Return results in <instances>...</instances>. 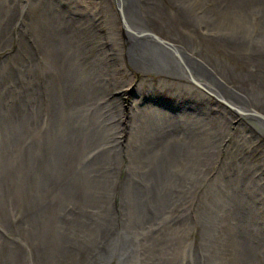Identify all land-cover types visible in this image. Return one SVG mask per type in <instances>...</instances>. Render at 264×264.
I'll list each match as a JSON object with an SVG mask.
<instances>
[{
  "label": "bare ground",
  "instance_id": "bare-ground-1",
  "mask_svg": "<svg viewBox=\"0 0 264 264\" xmlns=\"http://www.w3.org/2000/svg\"><path fill=\"white\" fill-rule=\"evenodd\" d=\"M28 1L25 6L22 5L23 0H0V104L4 101L5 109L11 110L7 113L5 109L1 110L3 106L0 105V122H5L10 128H16L19 126L18 122H26L39 116L43 118L47 135L44 133L43 142L35 146L32 144L37 150H33L31 154L32 163L42 166L36 167L37 172L42 174L47 166L61 163L59 172H54L61 176L66 187L62 189L63 183H59L54 184V188L58 187L57 193H62L63 190L65 199L57 201L60 202L61 208L71 210L66 214L69 222L75 225L81 221L82 216L86 217L76 214L74 207L88 206V209H101V222L106 221L105 227H112L114 232L104 233L102 245L94 239L76 249L77 241L63 238L62 235L66 232L57 229L60 239L45 236L43 247H38L41 259L50 257L51 253L49 255L47 251L53 248L51 242L59 244V241H62L65 247H69L63 250L64 254H68L67 258H73L70 264H203L207 259L204 254L215 255L217 264H221V245L218 246L217 241H213L217 238L209 237L213 239L212 244L206 239L208 236H203V230L197 228L196 232H193L194 226L201 227L196 223L193 227L185 226L183 231L174 228H180L179 223L183 217L191 216L188 210L193 212L201 208V198L209 190L217 191L227 186L226 175L229 172L233 173L239 184L245 174L253 179L261 174L260 165L256 163L253 169L246 173L238 174L236 171L239 166L247 164L245 149L250 145L246 141L249 138L264 139V129L251 128V120L248 118L243 123L241 143L235 145L239 152L235 154L233 147L232 150L226 151L225 157L222 158V155L226 149L225 141L228 139L230 128L228 125L233 119H242L237 117L233 110L256 115L263 121L264 126V96L260 91V86H264V79L247 87H240L231 80L238 76L232 66H220L213 63L218 59L213 61L206 55L241 60L244 52L241 53V44L238 43L251 42L243 40L241 34H236L233 25L238 27L239 24L241 29L246 28L236 20V11L230 8L260 5L261 12L248 14L247 20L255 21L259 17L260 22L264 23V0H222L218 12L221 13L220 18L217 19L214 14L203 13L207 7L201 0ZM192 8L200 9L193 13ZM228 13L230 17L231 14L234 15L233 24L232 19L227 18ZM222 23L228 27H221ZM191 35L192 40L189 39ZM253 38L255 35H252L251 41ZM118 67L123 79L122 89L116 92ZM137 72L143 75L141 81L137 79ZM150 74H157L165 80L177 82L180 86L176 95V106L173 105L172 109L160 108V102H151V99L145 96ZM161 82L163 86H167L165 81ZM93 86L96 87L95 91ZM84 89L89 91L88 99ZM128 95L131 96L129 103ZM185 96L189 100L186 101ZM190 97L195 100L191 101ZM205 100L209 101L210 105L205 103ZM219 101L224 102L227 107L220 105ZM192 102L198 106L200 112L208 111L214 115L213 118L205 121L194 114L193 117H183V114L176 112V107L190 109L189 103ZM200 122L210 124L211 128L205 130L206 126L203 127ZM187 123L188 125H185ZM170 124H175L173 129L176 131L166 136L165 145L168 146L169 152L182 153L183 157L193 155L201 159L193 168L196 174L194 179L185 180L182 184L186 190L184 196L178 194L182 190L180 183L172 184L170 197L173 199H164L166 187L163 186V175L160 172L156 179L151 180V190H154L152 198L147 197V192L143 194L145 181L138 171L132 172L135 177L127 173L122 183L118 179V183L107 181L104 189L95 185L92 177L95 166L99 170L104 166L107 174L102 173V177L121 168L122 162L117 156L126 151L125 147L120 146L125 138L134 142L143 136L151 144L152 136L166 132V129L171 127ZM95 129H104L108 136L96 132ZM130 153L132 152L129 151V157ZM92 160L95 161L94 166H90ZM220 160L225 161L221 171L207 185V178H211ZM206 168L203 179L206 185L202 187L198 184L197 174H202L200 170ZM40 176L34 177L35 180L38 179V183ZM179 179L182 183L183 171L180 172ZM117 189L122 209L120 219L115 205ZM226 189L230 195L226 193L221 196L223 202L226 201L222 206L226 210L223 220L219 217V212L209 208V205L205 206L207 210L204 220H213L214 217L211 216L215 213L217 222L222 220V225H226L221 229V238L230 240L233 246L229 247L228 254L233 260L232 264H264V255H261L264 254V226L261 224L264 210L251 211L242 196L235 197L231 194L233 187ZM257 200H260L259 195L254 199ZM188 201L193 202L191 207L185 206ZM48 206L50 212L47 215L53 214L51 203ZM66 211L65 209L63 213ZM136 212L137 219L133 215L136 216ZM159 213L163 219H167L164 216L168 214L172 226L168 227L167 223L161 221L159 224L162 230L153 234L148 229L154 225L148 224L150 218L155 215L159 217ZM47 215L41 217L46 224L52 225L51 220L54 224L58 220L64 221L58 216L46 217ZM134 222L140 223L139 231L134 230L136 237L132 234ZM176 222L178 224L175 227ZM88 223L89 221L83 222L82 231L87 230L91 236ZM46 224L39 226L37 234L46 231ZM202 224L204 225V222ZM140 231L146 232V238L138 234ZM198 231H202V239H199V242L191 240L185 246L186 238H192V232L196 234ZM167 234L176 245V253L167 249L170 255L168 259L163 255V250L168 248ZM139 240L143 244L140 245ZM67 243L72 247L66 245ZM82 247L90 251L88 258H92L91 260L81 258ZM184 249L185 254H182ZM187 249H193L194 255H188ZM189 259L199 260L201 263H192Z\"/></svg>",
  "mask_w": 264,
  "mask_h": 264
},
{
  "label": "rangeland",
  "instance_id": "rangeland-1",
  "mask_svg": "<svg viewBox=\"0 0 264 264\" xmlns=\"http://www.w3.org/2000/svg\"><path fill=\"white\" fill-rule=\"evenodd\" d=\"M56 1H58V0H55V2ZM28 2H29L28 0H23L22 5L26 6L28 4ZM201 2L205 3L206 7H207V10L203 12L204 14H207V15L214 14L216 19L220 18L221 13L219 14L218 12H220L219 4H221L222 0H201ZM259 7H260V5H255L253 7H252V5L249 7H247L245 5H240L239 7L235 6L236 9L230 8L231 10L236 11L235 12L236 20H238L242 23V27L246 28V29H241L239 24H238V27H235L233 25V28L236 31V34H241L240 36L243 37L242 38L243 40H245V41L250 40L249 42H251V43H238V45L241 44L239 46L241 53L244 52V54L241 56V60L240 59H229L228 57H217V56H214L213 54L206 55L210 60L214 61L215 59H218L216 62H213V63H217L220 66H223L226 68H228L229 66H232L234 68V70L237 72L238 76L233 77L231 80L233 83L235 82V84L239 85L240 87H247V85H250L253 82H259L260 80L264 79V23L260 22L261 20L259 19V17H257L255 21L247 20L248 14L255 13L258 11L261 12ZM223 8H225V10H228L226 6H223ZM223 8H221V9L224 12ZM199 9L200 8H192L191 10L193 13H195V11L199 10ZM227 18H231L232 24H233L234 15L231 14V17H230V14L228 13ZM221 27L226 28L228 26L226 24L222 23ZM252 35H255V38L252 39L253 41H251ZM151 39H152V37L150 38V40ZM189 39L192 40L193 36L191 35L189 37ZM156 43L159 44L158 42H156ZM5 53H7V52H5ZM202 55H204V54H202ZM245 66H246V68H245ZM119 69L120 68L118 67L117 68V71H118L117 86H118V88H117L116 92H118L119 90L122 89L121 80L123 79V75L121 73V69L120 70ZM136 75H137V79L139 81H141L143 79V75L141 73L137 72ZM161 78L162 77L158 76L157 74H155V75L150 74L148 76V79H150V81H148V84H146V86L148 85L149 87L147 88V91L144 93L145 96H148L152 100L151 102L158 101L161 103H165V102L168 103L170 101L173 105H175V102L178 99V98H176V95L178 93V90L180 91V89H179L180 86L178 85L177 82L174 83V82H170L168 80H165L164 78H162V79ZM161 81H165L167 83V86H163ZM149 83H152L153 85H149ZM95 89H96V87L93 86V91H95ZM260 91L263 92V96H264V86H260ZM84 92L87 96V92H89V91L87 89H84ZM248 93L250 94L251 91H248ZM87 99H88V96H87ZM184 99L186 101L189 100V98L186 96L184 97ZM192 99L195 100L194 98H191V101H192ZM127 100L129 103L131 100V96L128 95ZM185 100H183V102H185ZM205 101H206L205 103L208 102V104H209V101H207V100H205ZM183 102H182V104H183ZM172 104H171V106H172ZM189 104H191L190 109H189V107H187V108L176 107V109H175L176 112L181 114V115L183 114V117L184 116L188 117V115H191V117H193V114H194L197 118H199L201 120H205V121L213 118L214 115L210 114L208 111L206 112L205 110H203V112H200V110L198 109V106L193 105L194 102L189 103ZM219 104L227 107V105L224 102L219 101ZM0 105L3 106V109H1V110H4L6 108L4 101ZM140 106L142 107V105H140ZM160 108H163V107H160ZM195 110L197 113H195ZM4 111L7 113L11 112L10 109L9 110L5 109ZM165 111L169 112L168 110H165ZM233 113L236 115V113L234 111H233ZM249 115H252V113ZM237 117H238V115H237ZM244 120L245 119H241L239 121L237 119H233V121H231V124L228 125V127H230L228 129V135H227L228 139L225 141L226 142L225 143L226 149L224 150L222 158L226 156V154H225L226 151L232 150L233 147L235 150V154H237L239 152V148H235V145L237 143H239V144L241 143L240 139H241V136H242L243 130H244V124H243ZM252 120L259 124V125H257V127L259 129H264L263 128L264 126L262 125L263 121L258 120V119H252ZM35 121H36V124H35ZM1 122H0V168L3 170V172L5 173L6 176H8V175L13 176L18 181H20L22 179H29L33 193H37L38 196L41 195L42 189L46 186V184H44L45 181L46 182L49 181L50 189L48 188L49 191L47 194L43 193V195H45V196L39 197V201L42 200L44 202V204H46V205H49L51 203V205H52L51 213L53 212V214H49V215H51L52 217L58 216L59 218L64 219V221H61V220L56 221V224H54L53 220H51L52 225H50L48 223H47L48 224L47 225L44 219L39 220L37 218H28L26 220L27 224L32 223V224H35L37 226L36 227L35 240H34V242H32L31 240L28 241L25 238V234L23 232V227L22 226L17 227L19 222H18V219L16 218L15 212L18 211V209L20 208V205L16 204V200H11V202H13L10 205L11 210H8L4 207L0 208V229L5 234H7V235H3L0 233V248L1 249L4 248L5 243H6L5 241H3V240H5L3 238L11 237V234H13V238L11 239V241H13V243L9 244L10 252H11L9 254H10V256H11V254H16V255L11 256V258H10L11 264H70L71 262H73V258H71V257L69 258V256L67 258L68 254H64L63 250L68 249L69 247H65V245L62 241H59V244H55L54 241H53V244L51 242V245L53 246V248L51 247V249L47 251V253L49 255L51 253L50 257H48V258L46 257V259L43 257L41 259L40 256H42V255L38 253V250H39L38 247H40L41 245L43 247L42 241L46 240L45 236H48L51 238L53 237V239H60L61 238V236L58 235L57 229H59V231L66 232L65 234L62 235L63 238L75 239V241H77V248L76 249H78L80 247V245H87V244L91 243L94 239L97 240L98 243L102 245L103 240H104V233L105 232L106 233L107 232L114 233V232H113L112 227H111V229L105 227L106 221L104 223L101 222L100 219H101V216H103L101 209H88V206L84 207L83 205L74 207V210H76V214L85 215L86 217L82 216L81 221L78 222V224L72 225L69 222L68 218L66 217V214L71 212V210L69 208H64V209L61 208L60 202L57 201V199H65L63 197V190H62V193L61 192L57 193L56 189H58V187L54 188V184L58 185L59 183H63L62 189H64L66 187V184L61 179V176H59L57 173L54 172L55 170H57L59 172V168L61 167V163H60V165L54 164V165L49 166V167L47 166L45 172L43 171L42 174H39L37 172V168L42 167V166H36L32 163L31 154H32L33 150L37 151L36 148L32 147V144H33V146H35V145L39 144L41 141L42 142L44 141V133H46L45 132L46 130L44 129L45 128L44 119L41 118L40 116L37 118L33 117V118H30L26 122H18L19 126L16 128H14L15 126L10 128L6 125L5 122H2V123ZM185 123H186V120H185ZM200 123H202L203 127L206 126L205 130L206 129L209 130L211 128L210 124L206 125L207 123H205V122H200ZM174 125L175 124H173V125L170 124L171 127L167 128L166 132H164V133L159 132V133L154 134L152 136L153 139H152L151 144L149 142H147L143 136L134 142L131 139L129 140V138H125V141H123V143L120 144V146L125 147L126 151L124 152V154H121V156L120 155L117 156V158L121 159L120 160L122 162L121 168L119 170L112 171L114 173L111 175H104L102 177L101 174L106 173V171H104V168H103L104 166L103 167L101 166L102 167L101 170L97 169V167L95 166L93 168L94 172L92 173V175H93L92 177L94 178V180L96 182L95 185H98L99 187H101V189H104V185H106L107 181H113L114 183H118V182H116V180L118 179L122 183L125 180L127 173L130 174L131 177H135L132 175V172L138 171V174H140V172H141L140 176L142 178H144V181H145V184L143 186L144 188L142 189L143 194L147 192L148 193L147 197L152 198V194H153L154 190H151V186H152L151 180L156 179L157 174L160 172L163 175L162 176L163 186L166 187L164 189L165 190L164 199L165 198L173 199V197H170L172 190H173V188H171L172 184L178 185L180 183L182 190L180 191L181 193L179 192L178 194L184 196V193L186 192V190L184 189L182 184L185 182V180L192 181V179H194L193 177H195L196 174H195V170H193V168L196 166V164L200 163L201 159H197L193 155L183 157L182 153H172V151L169 152L168 146L165 145V143L167 142L166 136L167 135L170 136L172 133H174V131H176L173 129ZM185 125H188V123ZM241 126H243V128H241ZM95 131L96 132H102V135L108 136V133L104 129L101 131L95 129ZM141 134H143V133H141ZM141 134H139V135H141ZM45 135H47V133ZM30 141H33V143H31ZM246 143H248V140L246 141ZM48 146L52 147L50 144H48ZM227 147H229V148L227 149ZM245 150H247V149H245ZM129 151L132 152V153H130L131 154L130 157L128 156ZM215 152H217V150H215ZM247 158L249 159L248 156H247ZM249 160L250 161H248L247 163L251 162V159H249ZM256 160H257V157L255 155H253L252 156V162H255ZM262 160H263V158H262ZM38 162H39V160H38ZM224 162L225 161H221L216 165V167L214 169L215 170L214 174H212L211 178H209V179L207 178V185H209L211 183V181L219 174V172L222 169ZM127 163H128V166H127ZM92 165L93 166L95 165L94 160H92V164H90V166H92ZM109 167L110 166H107V168H109ZM181 171H183L182 183L180 182V179H179ZM206 171H207V168L200 170V172L202 174H200V173H199V175L197 174L198 184L202 185V187L206 185L205 183H203V179L205 178ZM163 172H166V173L163 174ZM230 174H233V173L229 172L226 175V179L228 178V176ZM36 175H37V177L39 175H41L40 176L41 179L39 180L40 183H38V179H36V180L34 179V177H36ZM74 177H72L71 179H73ZM68 181L70 182L71 180H68ZM142 181H143V179L140 181V183H142ZM146 184H148V185H146ZM42 186H43V188H42ZM228 187H233V190L231 191V194L233 196H235V197L241 196L242 190H240L241 189L240 184L237 182L232 183V184H229L227 182V186H223L220 189H218L217 191H216V189H214V191H213V189H211L208 191V193H206L204 196H202V198H201L202 202L200 205L201 208L200 209L197 208L193 212L191 210H188L187 212L191 216H189L188 218L183 217L182 221H180V223H179L180 228L179 229L174 228L177 231L178 230L183 231V230H185L186 227H193L196 223L198 226H201V227L194 226L193 232H196L197 228H199L200 230H203L205 232V235H203V236H205V237L208 236V238H206V239L208 241H211V242L213 239H210L209 237L217 238L216 240H213V241H217L218 246L221 245V250H220L221 255H219V260L222 261L221 264H232V262H233L232 258H229V256H228V254L230 253L229 247L232 246L230 243V240L221 238V236H222L221 234L223 232L221 229L226 227V225H222V220H223L222 217L226 214L225 213L226 210H225V208L223 209L222 206H223V204H225L226 201L223 202V198L221 196L226 195V193L229 194V191L226 189ZM155 191L159 192L158 190H155ZM117 193H118V195L115 196V205L119 211L118 218L120 219V217L122 215V209H121V202H120L121 200L119 198L118 189H117ZM206 195H208L209 197ZM257 196H258V194H255L254 199H256ZM138 197H139V195H138ZM2 199L6 200V197H2ZM226 199H227V197L225 198V200ZM218 200H220L222 203L220 201L218 202ZM192 205H193V202H191V201L185 202L186 207H191ZM207 205H209V208H213L214 210H217L220 214L219 217L222 220L217 222V218L215 217L217 215L214 213L211 216L212 218L214 217L213 220L205 221L204 218L206 217V215H204V214L207 210V208L205 207ZM13 209H14V212H13ZM65 209L67 211L63 213V211ZM178 210H179V207H178ZM214 210L212 212H214ZM210 214H211V212H210ZM133 215H134L135 219H137V217H138L137 212H136V216H135V214H133ZM159 215L161 217L160 216L156 217V215H155L154 218H150V223L148 224V225H154V227H151L148 229L153 234L158 233L159 231L162 230L161 225L159 224V223H161V221H163V223H167L168 227L172 226V222H171V219H170L168 214H166L164 216V217H167V219H163L162 214L159 213ZM220 218H218V219H220ZM138 219H140V218H138ZM168 219H169V223H168ZM200 220L202 222H204V225L202 224V222ZM82 221L83 222L89 221L88 231L92 232L91 236H89V233L87 232V230L82 231L84 228ZM146 221L148 222L149 219H147ZM43 224H46V226H45L46 231H44L42 234H37V229H40L39 226L43 225ZM177 224H178V222H176L175 227L177 226ZM9 225H10V227H9ZM139 225H140L139 222H134L132 224V228H134L132 234H134V230L140 229ZM204 226H207V227L204 228ZM201 228H203V229H201ZM11 230L14 232L16 231L15 234ZM238 230H239V228H238ZM193 232H192V238H190V236H188L186 238V240L184 242L185 246L191 240H194L195 242H199V239L200 240L202 239V233H201L202 231L201 232L198 231L199 233H196V234H194ZM145 233H146L145 231H140L138 234H140L141 236L144 235L145 236L144 238H146ZM239 233H240V230H239L238 234ZM67 234H70L71 236H67ZM140 235H138V236L140 238L144 239ZM135 237H136V235H135ZM166 238H167L168 248H165L163 250L164 251L163 255L166 256L168 259L170 255H169V252H167V249L172 253H176V245L171 240V237L168 234L166 235ZM254 241H256V239H254ZM213 243L214 242H212V244ZM141 244H143L142 241H140V245ZM66 245L71 246L69 243H67ZM172 246H173V248H172ZM42 247H41V249H42ZM208 247H210V246L208 245ZM35 251L37 253L36 255H35ZM193 252H194L193 249H190V250L187 249L186 250V253L188 255H190V253H192L194 255ZM70 254H72V253H70ZM182 254H185V249L183 250ZM239 254L240 253L238 252L237 255L239 256ZM21 255L23 256V258H19ZM81 255H82L81 258H83V259H89V260L92 259V258H88L90 255V251L87 250V248L82 247ZM204 255H206L207 259L203 262V264H217L215 255H213V254H209V255L204 254ZM261 255H264V254H261ZM7 256H8V254H7ZM91 256H92V253H91ZM208 256H210V257H208ZM43 260H46V261L44 262ZM58 261H60L61 263ZM190 261L193 263V262L199 261V260L191 259ZM199 262L201 263V261H199ZM0 264H1V255H0ZM112 264H115V262H112ZM162 264H164V262H162Z\"/></svg>",
  "mask_w": 264,
  "mask_h": 264
},
{
  "label": "water",
  "instance_id": "water-1",
  "mask_svg": "<svg viewBox=\"0 0 264 264\" xmlns=\"http://www.w3.org/2000/svg\"><path fill=\"white\" fill-rule=\"evenodd\" d=\"M44 184H46V186L42 189L41 195L38 196L37 193H33L29 179H22L18 181L13 176L10 175L6 176L3 170L0 168V208L4 207L8 210H11L10 205L13 203L11 202V200H16V204L20 205L18 211L15 212L16 218L18 219L19 222L17 227L22 226L23 232L25 234V238L28 241L31 240L32 242H34L35 240L37 226L32 223L27 224L26 220L28 218H37L41 220L42 216L47 215L50 212L49 206L44 204L42 200L39 201V197L45 196L43 195V193L47 194L50 189L49 181L47 182L45 181ZM2 197H6V200H3ZM48 216L50 215H47L46 217ZM12 232L15 234L16 231L15 232L12 231ZM0 233L3 235H7L1 229H0ZM12 238H13V234H11V237L3 238L6 240L4 248L3 249L0 248L1 261L3 262V264H11L10 262L11 256L16 255V254H11L10 256L9 254L11 252L7 241L10 242ZM36 254L37 253L35 251V255Z\"/></svg>",
  "mask_w": 264,
  "mask_h": 264
},
{
  "label": "flooded vegetation",
  "instance_id": "flooded-vegetation-1",
  "mask_svg": "<svg viewBox=\"0 0 264 264\" xmlns=\"http://www.w3.org/2000/svg\"><path fill=\"white\" fill-rule=\"evenodd\" d=\"M171 104L172 103L170 101L168 103L165 102V103H162V107H164L165 109H172L173 104H172V106H171ZM233 111L242 119L248 118L250 120H252V119L260 120L255 115H249V114H246L240 110L239 111L233 110ZM256 125H259V124L253 120L249 122V126L251 128H258ZM241 128H243V126H241ZM248 144L250 146L248 147L246 154L249 157V159L251 158V162L239 166L236 169V171L237 172L239 171L238 174H242V173H246L247 171L253 169V165H255V163L260 165V168H261V174L260 175H257L256 178L253 179L250 175L248 176L245 174V176L241 180V184H240V187L242 189L241 196L243 197V201L248 206L251 207V210L260 211V210H264V205L262 204V203H264V200L262 199V198H264V162H262V158L264 157V139L249 138ZM253 155H255L257 157V160L255 162H252V156ZM249 159L247 158V162L250 161ZM213 174H214V172H213ZM235 179L236 178L233 177V174H230V176H228V178H227V182L229 184L236 183V182L238 183V180L237 179L235 180ZM251 185H253V186H251ZM255 194L259 195L260 200L254 201V195ZM261 224H262V226H264V218H263Z\"/></svg>",
  "mask_w": 264,
  "mask_h": 264
}]
</instances>
